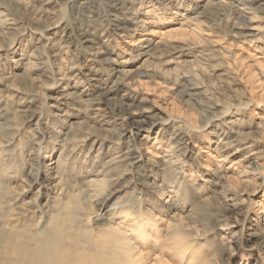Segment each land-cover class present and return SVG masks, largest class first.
Masks as SVG:
<instances>
[{"label":"rangeland","instance_id":"obj_1","mask_svg":"<svg viewBox=\"0 0 264 264\" xmlns=\"http://www.w3.org/2000/svg\"><path fill=\"white\" fill-rule=\"evenodd\" d=\"M51 1L45 11L40 0L23 4L0 0V264H7L8 258L14 260L15 249L30 245L32 236L41 239L47 233L51 234L48 246H54L57 258L71 251L87 254L100 248L116 264H264V253L256 245L264 238V220L256 216L254 206L262 203L264 206V125L262 129L256 125L264 117V76L245 56L258 54L257 49L249 43L236 46L227 33L235 20L234 14L216 9L212 16L194 24L188 20L192 15V0H171L169 8L158 0H125L134 13L150 20L149 26L162 31L177 29L170 38L194 41L196 49L192 51L198 55L202 67L172 64L169 68L173 69L174 77L192 70L187 79L198 82L201 92L195 98L202 101L193 98L186 102L187 97L177 93L180 89L177 85L158 75L157 78L140 76L143 86L139 94L148 98L144 106L158 122L149 132L121 136L117 132L120 126L115 128L102 117L94 118L87 102L81 106L69 105L63 107L65 111L83 125L75 129L76 135L64 151L62 119L65 117L53 115L63 113L64 109L54 107L51 96L56 88L77 85L83 99L90 100L96 88L89 75L95 74L101 81L108 79L107 66L93 61V55L81 48L77 37V28L87 30L88 18L96 12L103 17L105 9L95 4L80 11L68 7L63 0ZM88 30L99 38L105 50L113 53L110 56L121 66L138 67L140 62L135 60L131 44L145 31L138 30L125 38L112 31L104 34L100 29ZM209 37L222 40L213 53L214 48L207 43ZM36 47H40L39 51ZM54 50L60 51L59 56H52ZM19 56L28 62L26 71L14 62ZM201 68L207 71L205 75L200 72ZM52 74L58 76L53 80ZM28 78L37 81L31 82ZM10 83L17 85L16 88H11ZM221 112H224L222 116ZM105 116L104 119L109 115ZM167 117H178L182 123L166 122ZM232 119L237 125L228 123ZM230 125L238 128L253 146L222 165L205 151L214 155L211 149L216 141L221 144L230 141ZM177 134L182 140L176 138ZM185 141L189 143L183 145ZM134 142L141 144L144 151L149 147L161 157L155 156L147 166L136 168L109 161H117L128 143ZM168 144L175 148L167 152ZM249 150L258 163L255 162V170L248 168L247 181L236 183L237 191L232 195L220 189L214 192L213 181L218 175H214L215 169L221 165V172L228 171L240 179L248 161L231 163L251 153ZM61 152L63 180L56 192H48L42 187V174ZM162 157L178 159L179 163L167 170L159 169ZM154 176L159 182L164 181L167 194L158 197L157 193L143 188ZM209 179L211 183L207 182ZM167 199L173 203H167ZM174 212L182 220H178L180 225L173 231L166 225L174 222L171 217ZM144 223L153 225L147 226L148 237L140 236L135 230ZM109 226L127 230L142 255L138 258L136 254L134 259L131 251L130 254L112 247ZM255 231L257 234L253 235Z\"/></svg>","mask_w":264,"mask_h":264},{"label":"bare ground","instance_id":"obj_2","mask_svg":"<svg viewBox=\"0 0 264 264\" xmlns=\"http://www.w3.org/2000/svg\"><path fill=\"white\" fill-rule=\"evenodd\" d=\"M14 1L16 4H23V3L34 1V0H14ZM63 1L68 7L77 8V10H80V11H84L88 9L90 6L95 5V4L96 6H100V5L103 6L102 8L105 9V12H103V17L98 16L97 15L98 12H96L95 15H92L91 17H89L87 24H86V27L88 29L90 28L91 29L93 28L94 30L100 29V31H103L104 34H106L109 31H112L115 34L123 36L125 38L129 37L132 34L135 35V32H138V30L145 31L140 37L134 40L133 44H131L133 45V52H134L133 56L135 60L137 59L140 62L138 67H136L135 69H132L126 66L125 67L121 66L120 65L121 63L116 61L117 59L115 60V58L111 57L110 55L113 53H111L109 50H105L99 38L93 36V33L91 34L90 30L88 29L85 30L82 27L77 28V34H78L77 37H78V41H79L81 48L83 50H86V52L88 51L91 55H93V59H94L93 61L98 62V63L101 62L104 65H106L107 66L106 70L108 71L109 76L106 81H101L99 78L97 79L95 74L91 76L89 75L90 77L89 80L91 82H94L93 85L96 88L94 97L90 100L83 99L82 91H80L77 88L78 87L77 85L72 86V88L71 86H64L62 89L56 88V90L54 89L55 90L54 94L53 95L51 94L52 96L50 95L54 103L53 105H55L54 107H57V109H59L60 111L64 109L63 113H53L55 118L65 117L64 119H62V122H64V126H65L64 136L62 139V142H63L62 149H64V151L66 150V144L68 143V141L72 140L75 137L76 135L75 129L79 128L81 124L77 120H74L73 118H71L69 113H67L65 111V108H63V107H68L69 105L81 106V104L84 105L87 102V107L90 108V110L95 114L94 118L102 117L105 123H112L114 124L113 126H115V128H116V125L120 126L117 128V132H120L119 135L121 136L130 134L131 137H134L135 135H141L143 131L149 132L158 122L155 119L156 116L152 115L149 109H147L144 106V103L146 104V102H148V98L145 96H140L141 94H139L141 93L140 90L143 86L140 76L151 75L152 77L155 76L157 78V75H158L164 78L165 81L167 82L170 81V84H173L174 86L177 85L178 88H180L178 89L177 93L179 94V96L185 95L187 97L186 99L184 98L186 102H188L189 100L192 101L193 98L195 101H198V102L202 101L201 100L202 98H199V97L195 98V96H199L201 92V87L199 86L198 82L192 81L191 79H187L189 76H191L189 74H192L191 72L192 70L190 72L188 70L187 73L181 72L179 75L174 77L171 75V71L173 69L169 68V66H171L172 64L178 65L177 67H187V68H191L193 66L194 67L197 66L199 68L202 67V65H200L202 63L200 62L198 55L193 54L194 51H192L195 48L194 41L187 42L189 40L185 41L186 39L182 41H177V40H173L174 38H170L169 36L177 29H169V30L167 29L166 31H162L157 28L149 26L150 20H148V18L144 16L143 14L134 13L131 10V8L125 4L126 3L125 0H63ZM158 1L160 4L164 5L165 7H168V8L170 7L169 4L171 0H158ZM40 2H41L40 3L41 7L44 8L45 11L47 10L48 6L52 3L51 0H40ZM192 2H193L192 6L190 8L192 15L189 17L188 20L192 21L194 24L200 23L202 18H205L207 16H212L214 14V10L216 9L220 10L221 12L223 10L225 11L228 10L234 14L235 20L231 24L229 23L230 25L228 24L230 29L228 32L227 31L226 32L231 34V37H230L232 38L231 41L233 43L236 42L237 43L235 44L236 46L239 45L238 47H243V44L249 43L251 46L257 49L258 54L260 55H258L257 53L255 54L247 53V55L245 56H246V59L248 58V60H250L251 63H253V65H256L258 67V69L261 71V73L264 76V0H192ZM218 10L216 12H218ZM178 12L179 11H176L174 13L178 15ZM95 16H97V18H95ZM226 22H228V20H226ZM55 25L54 26L57 27V24ZM173 37H175V35ZM220 40L221 39H218V37L210 38L207 40V43H210L211 46L214 48L213 50H211V53H213V51L218 50L215 48L219 46ZM131 41L130 43H132ZM36 49L39 51L40 47H36ZM59 52L60 51L56 53L54 50V53L52 54V56L53 57L59 56ZM14 62H17L19 63V65H22L24 71L27 70L26 66L28 62H25V61L23 62V56L22 57L19 56L17 59L14 60ZM249 67H253V66H249ZM175 69L176 68H174V70ZM200 72H202L204 75L207 73V71L204 68H201ZM56 75L52 74L53 80L55 79ZM22 76L24 77V75ZM0 79H1V76H0ZM28 79H30L31 82L36 80L34 78H28ZM201 80L203 82V78H201ZM227 80H229V78ZM9 86L11 88L13 87L16 88L17 85L14 86L13 83H10ZM120 91H124V92L120 94ZM148 92H149V89H148ZM244 100H246V98ZM242 103L243 102H240V104ZM190 106H192V104ZM174 111L176 112V110ZM223 113L224 112H221V116L223 115ZM106 114L109 115L108 120H107L108 117L104 119V117H106L105 116ZM165 121L182 123V120H180L178 117L176 118L167 117ZM233 122L235 121L232 119L228 123L237 125L236 123H233ZM233 125L232 126L230 125L231 127H229L230 133H231V139H229L230 141L228 140L229 142L227 143L222 142L221 144L220 142L216 141L215 147L211 149L215 152L214 155L213 153H210L209 150L205 151L207 156L214 157L217 163L222 164V165L225 164L223 162L229 160L231 157L237 155L239 152L246 151L247 149L252 148L253 146L252 142L244 139L242 137V134L240 133L241 131H239L238 128H236L235 126L233 127ZM256 125L258 126V128H261L264 125V117H261ZM225 137H228V136L225 135ZM176 138H179L178 134L176 135ZM171 139H173V137L170 138V142H171ZM179 140H182V139L179 138ZM220 140H221V137H220ZM209 142L210 143L208 144H211V141ZM187 143L189 142L185 141L182 144L187 145ZM209 146L211 147V145ZM174 148H175L174 145L168 144V148L166 149V151L169 152L170 150H173ZM202 148H200V151L202 150ZM249 151H251V153L243 155L239 159L233 160L231 163V164H235V163L240 164L241 162H244L246 160L248 161V165L244 166L243 164L245 170L240 174V179H237L234 175H229L228 171H226L225 173L221 172V168H222L221 165H219V169L217 167L215 169L216 171L214 170L215 174L214 173L212 174H214L215 176L218 174L216 176L217 179L213 181L214 185L216 184V188L214 192L220 189V191H228L231 194L237 191L236 183H243L247 181L246 175L248 176V174L250 173L249 172L250 170H248V168L251 167L253 171L256 169L255 167H257L256 163H258L256 162L257 160L253 156L254 153L252 152V150H249ZM157 153H155L154 150L153 151L150 150L149 147L145 148V151H144L141 144H137L134 142L133 144L128 143V146L126 147L125 152L122 155L118 156L117 161H113L115 159H112L109 161L117 162V163L122 162L123 165H125L126 167L134 166V168H136V167H140L143 164L147 166L148 162L152 161V159H154L155 156L160 158L161 156H158ZM177 157H179V154L177 155ZM171 158L162 157L160 159V162H158L159 167L158 166L157 167L159 169L162 168L163 170H167L168 168L176 166L179 163L178 159L173 160L174 158L173 159ZM62 160H63V152H61V154L59 155L57 159H54L50 163L47 164L45 173L42 174V179H43L42 182L44 183L42 187H44V189H46V191L48 192L49 191L56 192L58 190V186H61V182L63 180V161ZM152 166H155V165H152ZM227 168L229 169V167ZM154 173L155 175H157L156 172ZM29 174L31 177L33 176L31 175V171L29 172ZM26 179L28 181L30 180L28 179V177ZM114 179L115 178H113V180ZM92 181L96 183L100 180H92ZM207 182L211 183L212 181H210L209 179ZM143 186H144L143 188L147 189L148 191L157 193L158 197L165 195V193L167 194L164 181L159 182L157 176H154L153 181L149 185H147V183H144ZM169 198L171 197L169 196ZM207 199L208 198H206V200ZM166 202L173 203L172 199H167ZM262 204H255L254 206L256 208L255 207L254 208L257 210L256 216L264 220V206ZM132 205H134V202ZM171 217L172 219H174V222L169 221L168 224L166 225L167 226L166 228L174 231L177 229V227H179L180 224L178 223V220H180L182 217L176 214L175 212ZM58 226H60V223L58 224ZM147 226L152 227L153 225L151 224L147 225L146 223H144L135 230H137V233H139L140 236L148 237L150 233H148L149 229L147 228ZM109 229L110 231H112V233L109 235L112 247L118 249L119 251L122 250V252L129 253L131 251L132 257L134 259H136L135 257L136 254H138V258L140 255H142L141 254L142 251H140L139 248L136 247V242L133 241L134 238H131L130 234L127 233V230H125L121 226H109ZM220 229L223 230V227H220ZM255 234H257L256 231L253 233V235ZM25 235L29 236V234L27 233H25ZM60 235L61 234L59 233V236ZM50 240H51V234L49 233L44 235L43 238L41 239H38V237L32 236L31 244L27 245L28 248L23 247V246L17 247L15 249V254H14L15 259L10 260V258H8L6 263L7 264H116L114 258L112 256L107 255L104 251L100 250V248L98 249V251L92 250V251H89V253L87 254L82 253V252H75V251L72 252L71 251L57 258V256L54 255L56 253L54 246L53 245L48 246L49 245L48 242L49 243L51 242ZM256 245L258 246L259 250L264 253V238L260 239V241H258ZM152 252L154 253L155 250H152ZM124 259H127V257L125 256ZM263 259H264V255H263Z\"/></svg>","mask_w":264,"mask_h":264}]
</instances>
